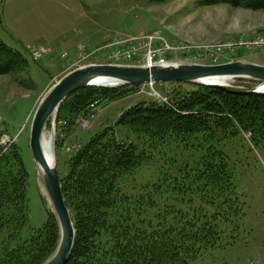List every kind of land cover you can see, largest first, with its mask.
<instances>
[{"label":"rangeland","instance_id":"obj_1","mask_svg":"<svg viewBox=\"0 0 264 264\" xmlns=\"http://www.w3.org/2000/svg\"><path fill=\"white\" fill-rule=\"evenodd\" d=\"M81 3L87 6L91 30L82 32L76 45L68 41L52 43L58 41L62 29L76 25ZM0 38L28 59L27 69L0 76V144L4 151L15 146L29 173L28 217L21 230L25 241L38 234L51 215L56 218L30 147L35 113L55 83L90 64L153 67L158 65L149 66L151 59L156 62L166 58L165 65L213 66L234 61L264 65V9L205 6L199 0H0ZM221 84L254 88L261 81L233 77ZM197 85L201 84L151 81L100 86L123 88L118 91L122 95L117 100H94L88 112L70 114L60 106L44 133L52 135L58 170H64L83 144L106 129H117L121 142L139 143L149 155L129 178V188L135 186L130 191L134 197L145 194L146 186L151 190L160 183L161 172L169 169L170 160L199 166L211 147L222 152L234 175V212L221 222L219 244L202 250L193 264H264V132L230 127L224 133L218 131L213 140L202 139L201 132L188 141L154 140L150 147L143 137L117 125L128 109L139 104L171 105L179 92L195 91ZM71 116L75 122L67 119ZM168 189L162 199L155 196L154 222L170 217L178 207L197 206L200 201L190 191L180 194Z\"/></svg>","mask_w":264,"mask_h":264},{"label":"trees","instance_id":"obj_2","mask_svg":"<svg viewBox=\"0 0 264 264\" xmlns=\"http://www.w3.org/2000/svg\"><path fill=\"white\" fill-rule=\"evenodd\" d=\"M199 2L205 6L227 4L264 9V0ZM27 67V57L0 38V76L15 75ZM120 89L82 88L61 108L70 114L88 112L94 100L119 99ZM67 119L75 122L74 116ZM117 125L143 137L150 147L154 140L188 141L201 132L202 139L213 140L218 131L224 133L230 127L261 134L264 94L197 85L195 91L179 92L171 105L134 106L122 114ZM116 131L109 128L94 135L71 156L64 170L59 169L76 228L75 245L66 264H193L202 250L219 244L221 222L234 212V175L224 154L211 147L199 166L170 160L169 169L161 172L160 183L151 190L146 186L145 194L134 197L130 191L135 186L129 188V178L149 154L139 143L119 141ZM28 174L15 146L4 151L0 144V264H42L58 245L60 228L53 215L38 234L23 240L21 230L28 217ZM168 188L180 194L190 191L200 201L197 206L175 207L170 217L166 215L154 222L155 196L162 199Z\"/></svg>","mask_w":264,"mask_h":264},{"label":"water","instance_id":"obj_3","mask_svg":"<svg viewBox=\"0 0 264 264\" xmlns=\"http://www.w3.org/2000/svg\"><path fill=\"white\" fill-rule=\"evenodd\" d=\"M231 77L252 78L260 80L261 84L254 88H245L217 82L220 79ZM151 81L192 82L233 92L264 94V65L244 61H234L213 66L171 64L147 67L90 64L70 72L55 83L43 97L35 113L30 140V147L37 164L38 173L45 184L60 228V240L56 250L43 264H66L76 238V229L63 194L56 159L52 165V161L46 157L43 149L42 140L46 125L53 117H56L60 106L79 89L95 86H113V83L117 85L141 84Z\"/></svg>","mask_w":264,"mask_h":264},{"label":"crops","instance_id":"obj_4","mask_svg":"<svg viewBox=\"0 0 264 264\" xmlns=\"http://www.w3.org/2000/svg\"><path fill=\"white\" fill-rule=\"evenodd\" d=\"M86 7L87 6L85 3H81L78 6L80 15L76 17V19L78 20L76 25L71 26L68 30L62 29L61 34L58 38V41L52 42V43L59 44L64 41L65 42L68 41L66 43L75 44V43L80 42L79 39H80V36L82 35V32L91 30L90 21H89L91 17L88 16V14L86 13V10H85Z\"/></svg>","mask_w":264,"mask_h":264},{"label":"bare ground","instance_id":"obj_5","mask_svg":"<svg viewBox=\"0 0 264 264\" xmlns=\"http://www.w3.org/2000/svg\"><path fill=\"white\" fill-rule=\"evenodd\" d=\"M233 78V77H231ZM230 78L227 79V81L229 80ZM224 80L226 79H220L218 80L217 82L218 83H224ZM230 82V81H229ZM113 83V82H112ZM111 84V83H110ZM115 83H113L112 85H114ZM117 85V84H115ZM257 87V86H256ZM42 144H43V149H44V152L46 154V157L52 161V165L53 163H55V156H54V151H53V145H52V135H47L44 133L43 135V140H42Z\"/></svg>","mask_w":264,"mask_h":264},{"label":"built area","instance_id":"obj_6","mask_svg":"<svg viewBox=\"0 0 264 264\" xmlns=\"http://www.w3.org/2000/svg\"><path fill=\"white\" fill-rule=\"evenodd\" d=\"M233 49V48H232ZM166 58H160L156 62H154L152 59L149 61V66L156 65H165L166 64ZM168 62V61H167Z\"/></svg>","mask_w":264,"mask_h":264}]
</instances>
